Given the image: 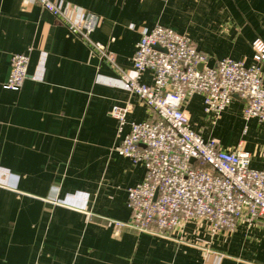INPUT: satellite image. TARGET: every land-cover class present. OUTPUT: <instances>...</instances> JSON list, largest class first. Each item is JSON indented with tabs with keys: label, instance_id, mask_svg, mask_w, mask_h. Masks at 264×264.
<instances>
[{
	"label": "crops",
	"instance_id": "obj_1",
	"mask_svg": "<svg viewBox=\"0 0 264 264\" xmlns=\"http://www.w3.org/2000/svg\"><path fill=\"white\" fill-rule=\"evenodd\" d=\"M51 1L76 19L98 18L92 39L115 66L40 5L0 0V264H264L260 226L212 234L194 221L172 239L120 227L131 221L128 191L144 182L146 168L115 152L122 139L111 116L130 105L129 124L156 119L120 82L122 73L135 76L142 31L167 27L211 66L232 59L250 67L254 41L264 42V0ZM14 55L29 57L20 91L5 88ZM140 82L152 85V74ZM243 110L238 98L218 120L200 96L186 107L204 139L226 150L241 144L264 170V123L246 122Z\"/></svg>",
	"mask_w": 264,
	"mask_h": 264
},
{
	"label": "built area",
	"instance_id": "obj_2",
	"mask_svg": "<svg viewBox=\"0 0 264 264\" xmlns=\"http://www.w3.org/2000/svg\"><path fill=\"white\" fill-rule=\"evenodd\" d=\"M28 1L43 7L100 59L115 66L114 56L92 39L97 17L76 19L60 2ZM253 50L250 67L232 59L211 66L187 36L163 26L142 31L133 57L135 76L122 73L120 82L156 119L129 124L130 105L115 106L111 112L122 139L115 152L146 168L144 182L128 191L131 221L120 227L167 239L194 221L206 223L212 234H231L241 224L264 229V170L252 167L253 155L241 144L226 150L219 140L204 139L192 128L186 111L200 96L206 115L218 120L238 98L244 102L246 122L264 123V42L256 39ZM28 66L27 55L12 57L7 90H21ZM147 72L153 76L152 85L140 82ZM127 126L130 132L124 135ZM2 177L0 169V186Z\"/></svg>",
	"mask_w": 264,
	"mask_h": 264
},
{
	"label": "water",
	"instance_id": "obj_3",
	"mask_svg": "<svg viewBox=\"0 0 264 264\" xmlns=\"http://www.w3.org/2000/svg\"><path fill=\"white\" fill-rule=\"evenodd\" d=\"M156 49H159V47H156Z\"/></svg>",
	"mask_w": 264,
	"mask_h": 264
}]
</instances>
